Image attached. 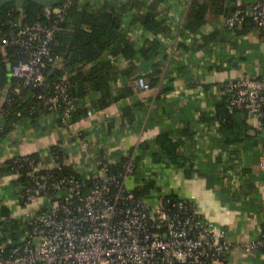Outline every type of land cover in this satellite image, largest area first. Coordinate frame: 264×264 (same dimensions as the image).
Masks as SVG:
<instances>
[{"label": "built area", "instance_id": "built-area-1", "mask_svg": "<svg viewBox=\"0 0 264 264\" xmlns=\"http://www.w3.org/2000/svg\"><path fill=\"white\" fill-rule=\"evenodd\" d=\"M61 2V5L44 7L40 13L46 18L56 17L50 24L23 23L26 14L21 4H17L15 21L6 31L0 28V54H5L9 47L17 48L20 53L8 65L9 76L16 84L0 87V137L4 130L3 103L20 96L26 87L39 88L36 98L50 113L58 114L59 126L72 125L77 96L71 83L48 82L44 71L48 62L54 64L61 60L51 57L49 45L60 30L57 18L61 19L62 12L73 0ZM167 6L165 3L163 8ZM246 19L264 30V0L238 5L224 18L223 25L234 29ZM183 22L181 17L167 13L166 24L174 36L171 52L177 48L178 30L182 29ZM124 31L137 46L152 37L143 36L134 28ZM137 84L149 89L142 79ZM210 92L217 100L227 97L230 115L244 111L256 118L258 128L263 127L264 74H243L212 85ZM215 115V105H211L210 119L192 129L197 140L217 130L219 123L214 120ZM70 137V146L78 154L85 153L89 146L87 136L74 131ZM52 146L47 150L52 166L29 154L11 158L12 164L28 178L17 196L18 204L26 211L10 216L19 220L16 235L0 223V264H225L234 244L221 226L204 217L195 200L180 196L171 187H163L156 174H146L145 181H138L134 186L128 184L136 176L139 162L134 151H124L113 158L85 153V159L91 162L82 168L68 154L61 158ZM198 156L199 152L187 162L193 170L198 167ZM219 156L220 172L231 176L233 183L239 185L243 176L241 168L234 166L235 155L230 149H222ZM176 168L170 166V169ZM259 168L264 171V157ZM14 175L19 177L18 173ZM150 181L154 185L146 190L144 187ZM241 249L246 253L263 250L264 232L243 243Z\"/></svg>", "mask_w": 264, "mask_h": 264}, {"label": "crops", "instance_id": "crops-1", "mask_svg": "<svg viewBox=\"0 0 264 264\" xmlns=\"http://www.w3.org/2000/svg\"><path fill=\"white\" fill-rule=\"evenodd\" d=\"M151 1L144 0L146 4ZM252 1L236 0V4ZM95 2L97 5L119 4L126 0ZM189 2L158 0L157 4L165 21L170 12L181 17L183 22ZM165 3L168 4L167 9L163 8ZM145 10L146 7L141 8L142 12ZM224 18V15L211 14L195 32L180 28L178 45L172 52L170 45L174 36L169 31L161 36V54L148 61L138 56L135 59L136 74L148 76L155 63L160 66L161 72L156 75L158 82L154 87L142 89L136 80H131L129 96L102 110L90 108L86 116L70 127L59 126L58 114L54 112L42 116L38 124L24 118L13 125L0 141V219L6 217L3 208L12 217L26 211L18 204L17 192L21 187L15 185L16 176L2 170L13 156L36 155L46 165L52 166L47 150L49 146L59 145L67 151L71 161L85 168L91 162L85 159V153L113 158L124 151H134L136 157L141 158L142 166L129 180L130 186L146 174H156L163 187H171L180 196L195 200L204 217L223 228L234 244L225 264H264V252L246 253L241 249L243 243L257 238L264 230V171L259 168L264 157V129L257 127L254 116L239 115L244 118L246 133L250 137L243 142L225 144V150L230 149L235 155L232 158L237 160L234 166L241 168L243 177L239 185L233 183L231 176L220 172L219 152L224 148L220 142L224 136L212 130L209 136L197 140L192 130L209 120L211 105L217 101L210 92L212 85L243 74H264V31L243 26L227 29L223 25ZM124 23L125 30L134 28L143 36H150L138 22L133 21L132 14L125 15ZM212 34L216 35L215 39H209ZM104 58L117 68L128 66L126 60L113 58L109 52L104 54ZM122 79L118 76L113 82L115 93L122 85ZM143 81L149 85L148 78ZM97 97L86 96L85 105L90 106ZM135 101H140L143 109L139 110L135 121L127 122L122 117V109ZM74 131L87 136L89 146L85 153L78 154L70 146V135ZM163 131H170L171 138L179 144L187 160L199 152L198 167L192 169L190 176L185 169H170V166H161L152 160L149 152L157 148L156 137ZM142 143L148 145L145 151L140 147Z\"/></svg>", "mask_w": 264, "mask_h": 264}, {"label": "trees", "instance_id": "trees-1", "mask_svg": "<svg viewBox=\"0 0 264 264\" xmlns=\"http://www.w3.org/2000/svg\"><path fill=\"white\" fill-rule=\"evenodd\" d=\"M157 3L158 0H153L148 4L144 0H126L125 3L97 5L98 3L95 1L81 3L78 0H73L72 4L62 12L61 19L57 18L60 30L55 34L49 47L51 57L54 59L59 57L61 60L59 63L55 61L54 64L48 62L44 71L48 82L67 80L71 83L73 94L77 96L76 109L72 114L71 123L86 116L90 108L102 110L111 103L129 96L131 94L129 81L131 80L138 81L148 78L150 87L157 84L156 75L161 72L157 63L154 64L152 72L148 76L136 74L137 66L135 64V59L138 56L148 61L161 54V36L170 31L165 18L160 15ZM17 4H21L26 14L23 23L30 24L35 21H42L50 24L56 20L54 16L46 18L40 15L44 9L43 6L29 0H17L0 7L1 29L8 30L10 23L15 21ZM61 4L60 0L56 5ZM237 6L236 0H190L182 30L195 32L202 27L209 15L219 14L226 17ZM143 7H146L144 12L141 11ZM134 10L136 12H133ZM127 14H132L133 21L138 22L147 33L152 35V37L145 38L139 46L126 35L123 29ZM242 26L244 28H257L250 19H246ZM215 38V34L209 37V39ZM107 52L113 58L126 60L128 66L124 69L117 68L109 59L104 58V54ZM19 56L20 53L15 47L6 48L5 54H0V87L16 84V80L9 76L8 65L14 63ZM118 76L123 78L122 85L115 93V88L112 85ZM38 93L39 88L26 87L20 96H13L9 101L3 103L1 121L4 124V130L0 139L13 125L19 124L24 118L29 119L33 124H38L42 116L50 113L49 110L40 105L36 98ZM94 95L98 96L97 99L93 100L90 106L85 105L86 96L93 98ZM215 108L214 120L219 123L216 129L224 136L220 142L221 146L224 147L223 149H225V144L243 142L250 137L246 133V124L242 118L247 114L246 112L235 111L230 115L227 111L226 96L216 101ZM142 109L143 104L140 101H135L123 107L122 117L127 122H133L138 118L139 110ZM58 121L59 117L57 118ZM262 128L264 129V125ZM156 141L157 148L149 152L152 160L161 166H176L185 169L187 176H190L193 171L192 167L187 164L188 160L180 150L179 144L171 138L170 131L159 133ZM140 147L145 151L148 145L142 143ZM51 149L57 150L61 158L66 156L65 150L56 145L52 146ZM31 157L38 159L36 155H31ZM140 159L136 165L135 175L142 166ZM2 170L13 174L18 173L19 177L15 183L17 186L22 187L28 181V178L22 175V172L12 164L11 159L6 162ZM139 181H145L144 177H141ZM153 185L154 182L150 181L146 183L144 188L149 190ZM19 192L20 190L17 192V196ZM3 211L6 220H1L0 223L5 226L6 230L10 231V234L16 235L19 220L10 219L6 208H3ZM261 252H264V249Z\"/></svg>", "mask_w": 264, "mask_h": 264}, {"label": "water", "instance_id": "water-1", "mask_svg": "<svg viewBox=\"0 0 264 264\" xmlns=\"http://www.w3.org/2000/svg\"><path fill=\"white\" fill-rule=\"evenodd\" d=\"M13 1H17V0H0V7ZM29 1H32L43 7H52L55 6L60 0H29Z\"/></svg>", "mask_w": 264, "mask_h": 264}]
</instances>
